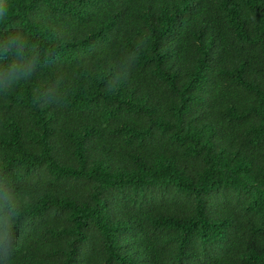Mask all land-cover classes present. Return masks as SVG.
I'll return each mask as SVG.
<instances>
[{"label":"trees","instance_id":"obj_1","mask_svg":"<svg viewBox=\"0 0 264 264\" xmlns=\"http://www.w3.org/2000/svg\"><path fill=\"white\" fill-rule=\"evenodd\" d=\"M0 13V264H264V0Z\"/></svg>","mask_w":264,"mask_h":264},{"label":"clouds","instance_id":"obj_2","mask_svg":"<svg viewBox=\"0 0 264 264\" xmlns=\"http://www.w3.org/2000/svg\"><path fill=\"white\" fill-rule=\"evenodd\" d=\"M3 13H0V15H2ZM10 44H13L15 43V41L13 40H10L9 41ZM0 55H3L2 53H0ZM17 55L18 56H21V57H24L26 55L25 51H24V45H21L20 47V50L17 52ZM36 67V62L34 59L32 60H29L28 61V68H27V71L23 73V76H28V75H31L32 71L35 69ZM17 78H20V77H17Z\"/></svg>","mask_w":264,"mask_h":264}]
</instances>
